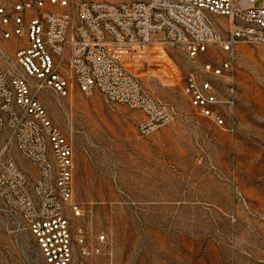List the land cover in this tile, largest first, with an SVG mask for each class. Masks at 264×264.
Here are the masks:
<instances>
[{"label":"rangeland","instance_id":"374dc122","mask_svg":"<svg viewBox=\"0 0 264 264\" xmlns=\"http://www.w3.org/2000/svg\"><path fill=\"white\" fill-rule=\"evenodd\" d=\"M215 20L225 38L229 20ZM117 54L153 99L176 108L173 123L142 136L144 114L100 92L75 90L65 98L38 92L74 146V201L81 210L71 212L73 222L110 238L109 250L92 263L264 264V45L238 48L237 100L226 107V127L199 115L184 95L196 66L181 46L155 42ZM214 60L206 55L201 63ZM12 61L16 48L0 58V68ZM217 90L229 99L227 82ZM11 156L38 178L16 145ZM0 264H46L23 218L1 198Z\"/></svg>","mask_w":264,"mask_h":264},{"label":"built area","instance_id":"2783aa9c","mask_svg":"<svg viewBox=\"0 0 264 264\" xmlns=\"http://www.w3.org/2000/svg\"><path fill=\"white\" fill-rule=\"evenodd\" d=\"M216 18L230 22L225 38ZM155 42L185 50L196 69L185 78L184 95L199 115L226 127V107L237 100L238 48L264 45V0H0V58L16 48V61L0 68V198L23 218L46 264H93L111 243L107 234L73 222L71 212L81 210L74 201V146L38 92L63 98L75 90L100 92L141 111L138 132L150 136L178 112L153 99L117 51L147 50ZM206 55L215 60L201 63ZM221 81L230 87L226 101L217 90ZM12 145L36 166L37 179L11 156Z\"/></svg>","mask_w":264,"mask_h":264}]
</instances>
